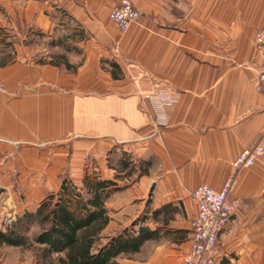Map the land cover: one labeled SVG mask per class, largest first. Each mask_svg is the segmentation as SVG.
Masks as SVG:
<instances>
[{
    "label": "crops",
    "instance_id": "obj_1",
    "mask_svg": "<svg viewBox=\"0 0 264 264\" xmlns=\"http://www.w3.org/2000/svg\"><path fill=\"white\" fill-rule=\"evenodd\" d=\"M130 1L141 16L120 34L107 15L119 0H6L0 189L12 191L13 143L69 140L73 155L91 148L104 180L130 152L132 161L148 162L147 174L117 180L127 185L106 198L104 229L121 231L136 218L132 229H158V238L116 256L118 264H182L196 213L192 190L208 184L219 191L226 182L238 205L218 236L214 264H264V153L248 167L233 166L244 149L264 152V93L253 88L264 67V46H253L264 0ZM34 32L40 40H26ZM57 40L65 47L44 45ZM55 55L67 66L50 63ZM73 172L77 186L84 173ZM164 206L170 218H151ZM6 210L0 205V222ZM0 264L11 263L0 257Z\"/></svg>",
    "mask_w": 264,
    "mask_h": 264
},
{
    "label": "trees",
    "instance_id": "obj_2",
    "mask_svg": "<svg viewBox=\"0 0 264 264\" xmlns=\"http://www.w3.org/2000/svg\"><path fill=\"white\" fill-rule=\"evenodd\" d=\"M53 43L50 45L64 46L59 40ZM50 63L67 66L60 55L51 58ZM123 155L113 179L84 174L76 186L62 178L57 190L46 194L33 211L21 212L10 230L0 231V245L33 249L37 251L39 264H118L116 256L135 253L144 241L157 239L158 229L142 224L131 231L125 228L103 234L109 221L106 198L124 186H118L117 180L126 178L131 183L147 174V161L134 162L129 155ZM132 176L133 179H129ZM171 212L172 209L164 206L153 210L151 218L161 216L164 222L172 216ZM30 228L36 231L28 236L26 232ZM227 263L228 260L223 259L219 264Z\"/></svg>",
    "mask_w": 264,
    "mask_h": 264
},
{
    "label": "rangeland",
    "instance_id": "obj_3",
    "mask_svg": "<svg viewBox=\"0 0 264 264\" xmlns=\"http://www.w3.org/2000/svg\"><path fill=\"white\" fill-rule=\"evenodd\" d=\"M10 1V0H9ZM19 3V1H17ZM16 4V2H15ZM6 0H0V19H5ZM62 21H67L62 19ZM68 22V21H67ZM1 23V22H0ZM17 27L18 23H17ZM24 31V28H21ZM26 40L32 39L39 41L40 34H25ZM48 47L50 42L44 43ZM73 142L69 140H61V142L42 141L40 139H32L13 143L10 155H8V178L12 191L3 192L0 189V205L6 210L0 222V231H8L12 228L15 217L23 211H33L37 203L49 192L56 191L62 178L70 180V175L74 176L73 169L81 173L91 175L101 173L100 154L90 150L83 154H75ZM77 149V148H75ZM77 151V150H76ZM79 152V151H78ZM125 155L130 152H122ZM119 152L109 155V163L114 165L116 156ZM124 156V155H123ZM130 156V155H129ZM4 162V161H3ZM75 162V164H74ZM129 179H133V176ZM128 182L129 180L126 179ZM123 183H126L122 181ZM126 187L127 184H122ZM14 207L15 213L13 211ZM142 216V215H140ZM138 216V218L140 217ZM137 218V219H138ZM136 220V218H135ZM134 218L125 221L126 229L130 230ZM36 228H30L26 235L31 236ZM110 232V231H109ZM106 235V230L103 232ZM0 257L11 264H39L37 251L33 249H24L18 247L0 245Z\"/></svg>",
    "mask_w": 264,
    "mask_h": 264
},
{
    "label": "built area",
    "instance_id": "obj_4",
    "mask_svg": "<svg viewBox=\"0 0 264 264\" xmlns=\"http://www.w3.org/2000/svg\"><path fill=\"white\" fill-rule=\"evenodd\" d=\"M53 1L41 0V3L48 6ZM107 15L115 29L124 34L129 25L140 18L141 13L133 7L130 0H119ZM253 38L255 49H261L264 46V25L256 31ZM253 88L258 93H264V67L255 77ZM4 91L0 82V94ZM263 153V149L258 145L244 149L235 159L233 166L248 167L262 157ZM261 181L260 194L264 196V174ZM191 198L195 202L196 213L190 222V245L181 255L182 264H214L213 250L220 232L237 208V199L228 197V182L219 191L208 184H199L192 190Z\"/></svg>",
    "mask_w": 264,
    "mask_h": 264
}]
</instances>
